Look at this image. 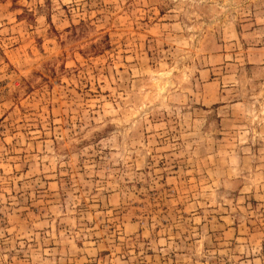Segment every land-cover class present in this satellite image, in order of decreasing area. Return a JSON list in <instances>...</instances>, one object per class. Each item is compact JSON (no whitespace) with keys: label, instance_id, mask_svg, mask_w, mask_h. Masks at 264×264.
<instances>
[{"label":"rangeland","instance_id":"1","mask_svg":"<svg viewBox=\"0 0 264 264\" xmlns=\"http://www.w3.org/2000/svg\"><path fill=\"white\" fill-rule=\"evenodd\" d=\"M0 264H264V0H0Z\"/></svg>","mask_w":264,"mask_h":264}]
</instances>
